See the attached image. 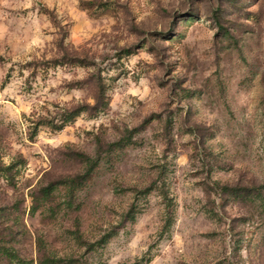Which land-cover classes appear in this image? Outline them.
<instances>
[{"label": "rangeland", "instance_id": "rangeland-1", "mask_svg": "<svg viewBox=\"0 0 264 264\" xmlns=\"http://www.w3.org/2000/svg\"><path fill=\"white\" fill-rule=\"evenodd\" d=\"M11 164L0 264H264V0H0Z\"/></svg>", "mask_w": 264, "mask_h": 264}, {"label": "trees", "instance_id": "trees-1", "mask_svg": "<svg viewBox=\"0 0 264 264\" xmlns=\"http://www.w3.org/2000/svg\"><path fill=\"white\" fill-rule=\"evenodd\" d=\"M57 63L58 64H71V65H74V66H84V67L88 66V63L86 62V60L73 59V58L72 59H63L61 61H57ZM102 97H103V94L100 96V99H102ZM86 111H87V107H79L77 109L67 111L66 114L64 115L63 123H61L60 125H55L54 123H51L50 121H47V120L46 121H42L40 123V125L50 126L55 131H62L67 126V124L70 123V121L75 120L79 115H81L83 112H86ZM76 156L79 159L80 163L85 165L88 168L86 176L87 177L90 176L92 174V172L95 170V168L98 166L99 159L97 158L95 160L92 157H90V156H88L86 154H82V153H78V154H76ZM14 168H15L14 164H11L9 166L0 165V174L5 176V177H7V179L9 180V179L12 178V175H13L12 171L14 170ZM73 181L74 180H72L71 182L68 181V180H65V181H62L61 183H57L56 186L62 185L64 187L70 188V190L72 191V189H71L72 186H73L72 184H75V182L72 183ZM81 184L82 183H80V186H82ZM55 187L51 186V188H48L47 190H45V194L47 196H49L51 189H54ZM169 203L170 202H168V204ZM168 206L170 207V204ZM129 218L131 220H135L136 217H135V215H133V211H130ZM169 224H170V222L168 223V225ZM106 241H107V238L105 237L104 239H102L98 243L92 245L91 248H94L97 244H105ZM2 252L5 255L8 256L9 261L11 263H14V264H25V261L20 259V257L18 256V254L15 251H12L11 249H8V248L4 247L2 249ZM59 262H61V261L60 260L54 261V263H59Z\"/></svg>", "mask_w": 264, "mask_h": 264}]
</instances>
